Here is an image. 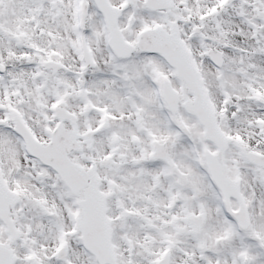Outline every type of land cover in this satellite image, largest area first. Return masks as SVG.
Listing matches in <instances>:
<instances>
[{"label": "snow or ice", "instance_id": "snow-or-ice-1", "mask_svg": "<svg viewBox=\"0 0 264 264\" xmlns=\"http://www.w3.org/2000/svg\"><path fill=\"white\" fill-rule=\"evenodd\" d=\"M0 264H264V0H0Z\"/></svg>", "mask_w": 264, "mask_h": 264}]
</instances>
